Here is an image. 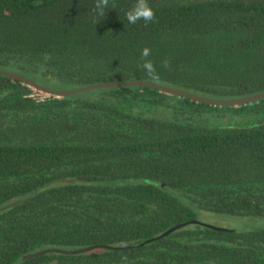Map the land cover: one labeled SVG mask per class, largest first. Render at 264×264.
<instances>
[{
	"label": "trees",
	"instance_id": "trees-1",
	"mask_svg": "<svg viewBox=\"0 0 264 264\" xmlns=\"http://www.w3.org/2000/svg\"><path fill=\"white\" fill-rule=\"evenodd\" d=\"M135 2L95 17V0H0V71L56 91L264 92V0H148L156 20L132 25ZM197 209L264 217V98L135 85L59 98L0 73V264H264V229L189 224ZM96 246L112 248L23 260Z\"/></svg>",
	"mask_w": 264,
	"mask_h": 264
},
{
	"label": "water",
	"instance_id": "water-1",
	"mask_svg": "<svg viewBox=\"0 0 264 264\" xmlns=\"http://www.w3.org/2000/svg\"><path fill=\"white\" fill-rule=\"evenodd\" d=\"M0 73L4 74L6 76H9L11 78H15V79L27 82L34 89L36 94H41V95H44V96H53L54 95V96H57L59 98L67 96V95L77 94V93L84 92V91H87V90H93V89H98V88L119 87V86H127V85L128 86H133V85H135V86H149V87L160 89L161 91H164V92H166L168 94H176V95L186 96V97H189V98H191L193 100L203 101V102L215 105V106H233V107H238L240 105L253 102V101L258 100L260 98H264V92H263V93L255 94V95H252V96L244 97V98H241V99H234V100H227V101L212 100V99H205V98H201V97H198V96H194V95L186 93V92H184L182 90L169 88V87H162V86H159V85H156V84H152V83H149V82L103 83V84H96V85L86 86V87H82V88L74 89V90L56 91V90H52V89H48V88L42 87V86L34 83L31 79H29L27 77H24L22 75L12 74V73L2 72V71H0ZM189 224H201L203 226L214 228V229H217V230H227V229H224V228L214 227L212 225H208V224L202 223V222H200L198 220H194V221L190 222ZM185 226H186V224H180V225L174 226L173 228L169 229L167 232H165L164 234L160 235L159 237H156V238L148 240L147 243H150V242L156 241L158 239H161L162 237H165V236L169 235L173 231L178 230V229H180L182 227H185ZM97 248H112V247H109V246H98L97 247L96 246V247H90V248H85V249H79V250H75V251L43 250V251H38L36 253L28 254L25 257H23V260H29V259L37 258L39 256H42V255H45V254L51 253V252H59V253H64V254H81V253L92 251V250L97 249ZM116 249H124V248H116Z\"/></svg>",
	"mask_w": 264,
	"mask_h": 264
},
{
	"label": "clouds",
	"instance_id": "clouds-1",
	"mask_svg": "<svg viewBox=\"0 0 264 264\" xmlns=\"http://www.w3.org/2000/svg\"><path fill=\"white\" fill-rule=\"evenodd\" d=\"M109 5V0H95L94 14L95 17H104L105 9ZM125 18L129 24L135 25L138 21L143 20L145 24L152 23L156 20V12L150 7L148 0H136L134 5L125 13ZM96 22V21H94ZM100 22H97V24ZM151 49L144 47L141 51V59L143 61L141 67L147 73L149 79L154 82H159L160 76L157 72L156 66L153 61L149 59ZM164 68L170 69L171 65L169 60L165 59L162 62Z\"/></svg>",
	"mask_w": 264,
	"mask_h": 264
},
{
	"label": "rangeland",
	"instance_id": "rangeland-1",
	"mask_svg": "<svg viewBox=\"0 0 264 264\" xmlns=\"http://www.w3.org/2000/svg\"><path fill=\"white\" fill-rule=\"evenodd\" d=\"M41 96V94H38ZM198 221L229 230L253 231L264 229V217H238L229 215H219L197 209Z\"/></svg>",
	"mask_w": 264,
	"mask_h": 264
}]
</instances>
